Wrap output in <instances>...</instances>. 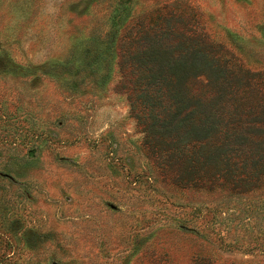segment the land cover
Masks as SVG:
<instances>
[{
    "label": "rangeland",
    "instance_id": "obj_1",
    "mask_svg": "<svg viewBox=\"0 0 264 264\" xmlns=\"http://www.w3.org/2000/svg\"><path fill=\"white\" fill-rule=\"evenodd\" d=\"M162 13L264 73V0H0V264H264V178L171 183L120 89Z\"/></svg>",
    "mask_w": 264,
    "mask_h": 264
},
{
    "label": "trees",
    "instance_id": "obj_2",
    "mask_svg": "<svg viewBox=\"0 0 264 264\" xmlns=\"http://www.w3.org/2000/svg\"><path fill=\"white\" fill-rule=\"evenodd\" d=\"M123 33L120 89L157 168L181 187L256 189L264 178V73L173 13Z\"/></svg>",
    "mask_w": 264,
    "mask_h": 264
}]
</instances>
